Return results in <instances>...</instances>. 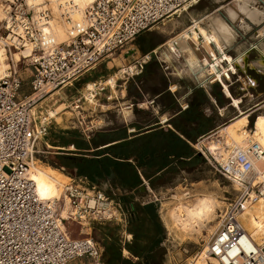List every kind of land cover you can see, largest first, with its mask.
<instances>
[{"label":"built area","instance_id":"1","mask_svg":"<svg viewBox=\"0 0 264 264\" xmlns=\"http://www.w3.org/2000/svg\"><path fill=\"white\" fill-rule=\"evenodd\" d=\"M32 1L39 3L37 10L26 0H3L0 19V47L5 57L29 50V55L17 62L9 58L0 76V264H70L77 258L98 264L101 247L87 236L69 237L63 222H116L121 217L124 221L131 207L121 209L119 200L84 178H76L81 183L74 179L63 183L60 198L39 199L28 172L35 143L45 135L48 120L41 117L35 124L30 108L143 31L201 0H93L81 10L79 22L73 21L68 12L61 14L67 36L62 42L55 41L49 28L51 12L46 0ZM178 40L173 36L164 42L165 50L173 57L180 56ZM199 44H195L196 50ZM25 60L30 91L17 98L22 81L17 63L24 64ZM161 63L165 69V61ZM125 72L132 74L133 70L126 67ZM233 73L234 69L226 66L218 74L213 73L211 80H222L227 85ZM220 145L217 142L218 148L198 150L214 172L237 188V193L221 210L214 231L199 253L212 258L215 264H264L263 234L246 230L242 223L246 207L264 202V150L251 141L233 149L223 150ZM254 162L261 165L256 167ZM58 201L61 207L66 204L65 218L57 212ZM249 221L252 229L263 227L264 220L257 214H252ZM197 257L194 254L189 264H195Z\"/></svg>","mask_w":264,"mask_h":264},{"label":"crops","instance_id":"2","mask_svg":"<svg viewBox=\"0 0 264 264\" xmlns=\"http://www.w3.org/2000/svg\"><path fill=\"white\" fill-rule=\"evenodd\" d=\"M252 5L261 13L259 20L253 22L249 19L252 23L248 22L250 26L245 33L238 27H231L230 39L225 42L220 40L223 42V53L232 60L234 69L232 82L227 85L222 80L220 83L211 80L213 73L207 71L211 54L216 56L217 61L223 60L225 66L230 64L219 55L214 44L205 45L201 38L198 42L187 35L184 40H178L180 56L173 57L165 50V41L147 39L138 42L136 36L134 42L104 56L70 84L44 97L34 108L36 112H46L47 115L51 109L54 112L52 117L59 121L55 123L59 124L60 130L49 138L52 147L58 150L56 153L90 158L93 150L117 144L125 148H142V153L146 152V155L147 150H151L152 160L157 157L154 162H160V157L166 155L170 158L176 155L177 159L184 160L198 155L195 145L200 140L205 143L210 137H220L217 132L227 123L241 117L240 114H243L245 121L240 128L252 136V128L246 129L247 118L258 106L249 111L256 105L252 104L242 112L240 103L242 98L252 94L264 97V4L254 0ZM191 21L182 32L192 25ZM152 29L153 26L143 32L150 35ZM159 32L168 34L162 29ZM197 43H200L198 50L194 47ZM239 58H242L241 63L236 64ZM161 60L165 61V69ZM126 67L133 73L126 74ZM91 84H94L92 91H88ZM225 86L230 97L225 95ZM233 100H239L240 103H234ZM184 104L185 108L182 107ZM66 112L69 114L66 115ZM57 135L66 136L74 143L63 146ZM176 140L181 142L179 147L182 150L175 151L174 148H178ZM158 148H162V151L159 152ZM134 160L132 157L128 159L133 165ZM135 169L137 177L141 179L136 166ZM74 177L84 178L105 195L117 200H123L124 195L131 193L139 184L127 187L116 182L112 175L104 174L93 177L75 174ZM110 241L111 238L105 240L106 243ZM114 242L121 258L128 259L130 264H133L134 259H143L142 255L134 256L126 247L121 248L119 238ZM101 249V263L98 264L104 263L103 245ZM157 249L158 246L147 253L152 256ZM70 264L76 263L72 260ZM77 264L91 263L82 258Z\"/></svg>","mask_w":264,"mask_h":264},{"label":"rangeland","instance_id":"3","mask_svg":"<svg viewBox=\"0 0 264 264\" xmlns=\"http://www.w3.org/2000/svg\"><path fill=\"white\" fill-rule=\"evenodd\" d=\"M89 1L92 0H86V4H89ZM1 4H3V0H0V5ZM253 7L255 8V6ZM226 9L239 12L236 3L232 2V0H224L222 2H216L215 0H201L195 6L187 8V11H181L179 12V15L169 16L162 22L155 24L152 31L150 32V35H147L144 32L140 33L137 36V41L143 42L147 39L148 41H157L161 39L160 41L164 42L173 36L176 38L181 36L182 33L180 32H182V30L190 24V21L192 20L191 18L197 19L201 17L204 18L201 21L202 23H200L207 31L209 29L211 30L212 28L211 20L213 18H218L226 24H230L232 29L238 27L245 33L250 26L248 22H252L243 14H240L239 16L241 21H239V17L238 19H235L236 21H231ZM209 16H211V19L207 18ZM161 29L168 34L159 32ZM151 38H153V40ZM200 40V38L197 39L198 42H200ZM134 41L135 38L130 43ZM6 57L7 59L5 60V63L8 65L7 61L9 58H11V56L7 54ZM27 62L28 61L25 60L24 64L17 63L19 74L22 80L21 86L17 91V98L22 97L30 91L28 78L29 67L26 65ZM42 99H44V97L38 100L35 104L39 103ZM255 103L258 108L250 113L249 117L247 118L248 124L246 129L250 130L252 128L253 132L258 131L261 134H264V97L252 94L250 97L247 96L242 98L240 110L243 112L244 109L250 107L252 104L255 105ZM43 104L42 107H44ZM45 108L47 109V107ZM67 109H69V107ZM49 111L52 110L50 109ZM33 113L35 114V119L33 117L32 118L35 124L38 123L42 116H48L47 119H49L50 122L45 135L40 137L41 139L39 138L35 143V152L33 154L32 160L35 163L44 166L45 168H52L62 176H66L68 179L66 178L64 182L70 181V179H74V182H78V180L74 177V169L70 170L63 166L56 167L57 159L54 156L57 154L56 151L58 150L52 147V143L49 138H52V134H56L55 131L60 130L58 129L59 124L55 123V121L59 122L58 119H55L52 116L49 117L46 112L39 113L35 111ZM65 114L68 115L69 113L66 112ZM240 116L241 117L239 118H242L243 114H240ZM226 119L227 118H224V120ZM231 123H233V121L227 123V125L222 127L220 130H223L226 128V126H228V124L230 125ZM255 125L256 128L254 127ZM242 127L243 126H241V128ZM218 132L217 134H219ZM219 136L226 138L224 134H219ZM211 138L212 137L205 141V143L201 145L199 149L203 150L204 147L208 149V142H212V144L215 146V142L213 143L214 139ZM175 143L178 147L174 148L175 151L182 150V148L179 147L181 146V142L176 140ZM229 145L231 146V144ZM230 146L228 149H233V147ZM158 150L160 152L162 151V148H158ZM147 151V159L143 160L144 162H142L141 158L138 159V162L140 161V163H142L137 165V169L141 175L138 187L131 193L124 195L123 200H119L121 203V209H124V207L128 205L131 207L129 214L124 219V221L121 217V220L116 222L98 220V222L79 224L77 221L66 219L63 222L64 230L71 238H79L84 236L90 237L100 247H102L103 242L108 238L115 240L119 238L120 247L123 248L132 241V233L129 231L128 227L131 218L135 214H138L139 217L142 216L141 213L136 211V206L153 203L155 204L157 218L162 228V238L159 242L157 251L154 252L153 262L155 264H189L193 255L196 253L198 255L201 247L205 246L207 238L214 231L217 225L221 210L226 205V203L236 195L237 188L210 168L197 147V156L192 155L188 159L180 160L176 158V155L171 158L169 156L166 157V155L164 157H160V162H154V159L156 160L157 157H153L152 160V157H150L151 150ZM153 152L156 151L153 150ZM162 165H166V167L163 170L155 172L156 167ZM204 196H210L215 200L216 207L214 209V220L210 222L208 220H203L202 224H198V226L196 225L193 230L187 231L188 233H184L183 236L180 233H175L173 230L167 229L163 218L166 215L171 219L177 204L182 203L184 206H193L199 201V199L204 198ZM45 199L52 200L54 198H52V196H48L45 197ZM57 206V212L60 213L62 209L60 201H58ZM210 230L212 231L210 232ZM126 235H129V238ZM125 237H127L128 240H126ZM81 261L82 258H77L74 260V263L77 264ZM99 263H101V261H99ZM141 263L146 264V261H144V259L138 258L134 259L133 261V264Z\"/></svg>","mask_w":264,"mask_h":264},{"label":"bare ground","instance_id":"4","mask_svg":"<svg viewBox=\"0 0 264 264\" xmlns=\"http://www.w3.org/2000/svg\"><path fill=\"white\" fill-rule=\"evenodd\" d=\"M7 1V0H4ZM93 1V0H92ZM92 1H89L90 3ZM216 2H222L224 0H215ZM260 3L264 0H256ZM27 4L30 6H33L34 10H37L38 2L32 1V0H26ZM232 2L236 3L237 11L233 10H227V14L229 15L231 21H234L235 19H238L240 14L245 15L248 19H250L253 22H257L261 16V13L255 9L252 6V3L254 0H232ZM89 3V4H90ZM46 5L49 7L51 12V17L48 21L49 28L51 29L52 35L56 42H62L67 39L66 36V24L63 21L62 13L68 12L69 17L73 21H81L82 13L81 10L84 6L88 5L86 4V0H46ZM3 5H0V19L3 18ZM227 8V7H225ZM189 10V9H188ZM182 11H187V8H183ZM179 15V13L177 14ZM211 16L207 17L210 18ZM228 17V18H229ZM191 26L186 28L181 36H178L180 41L185 39V36L190 35L192 40H196L198 38H201L205 45L207 44H214L213 46L215 50L219 53L220 56L224 58V61H229V67L233 69L231 66L232 60L227 57L222 50V41L221 39L227 41L230 39L231 36V26L230 24H226L222 20L218 18H213L211 20V30L207 31L202 25L201 21L203 20L201 18H191ZM211 19V18H210ZM236 21V20H235ZM201 22V23H200ZM232 23V22H231ZM242 23V22H241ZM44 30H48V27L45 26ZM1 41V39H0ZM222 42V43H221ZM29 55L28 49H21L17 52L11 53V59L13 62H17L21 59V57H26ZM212 58L211 61H208L207 63V71L210 73L218 74V72L222 69H224L225 64H223V60L217 61V58L214 54H211ZM6 57L3 52V49L0 47V76H2L5 73V69L7 68ZM167 60V59H166ZM242 58L237 59V63H241ZM219 62V63H216ZM204 63V62H203ZM206 63V62H205ZM190 65V64H189ZM190 67V66H189ZM126 80V79H125ZM112 84V81L110 82ZM113 86V85H112ZM92 85L88 86V89L91 88ZM223 87V86H222ZM224 92L227 97H230L228 91L226 90V86L224 87ZM55 91V90H54ZM90 95V94H89ZM234 103H240L239 100L235 101ZM35 104L30 108V113L32 117L35 119V114L33 113L35 111ZM48 115L51 117L54 115L53 112H48ZM245 124V121L243 118H237L231 123L230 125L226 126L223 130H220L219 134H224L226 138L223 137H217L214 139L213 143L208 142V149L213 150L214 148H218L216 146L217 142H220V148L224 150L225 147L229 148V144H231L230 147L238 148L245 146L248 141L256 142L258 143L261 148L264 150V134H261L260 132H254L252 136L250 135L248 131H245L244 129H241L239 127L243 126ZM223 136V135H222ZM41 139V138H40ZM203 141L198 142L196 147L200 148V143ZM204 143V142H203ZM232 149V148H231ZM254 165L256 167H259L261 164L260 162H254ZM29 178L34 182V190L35 194L39 199L46 200L45 197L52 196V198H60V188L64 181L66 180V176H62L59 174L56 170L52 168H45L44 166H41L37 163H35L33 160L30 163V169L28 172ZM68 179V178H67ZM181 199V198H180ZM180 201V200H178ZM246 204L244 205V207ZM216 207L215 200L212 199V197H205L199 199V201L193 205V206H184L182 203L177 204L175 207V210L172 214V218L170 219L168 216L165 215L164 223L168 230H173L175 233H180L182 236L187 231H191L194 229V227L198 224H202L203 220H208L209 222L214 220L215 218V212L214 209ZM59 213V212H58ZM252 214H257L259 217H261L264 220V202L258 201L254 203L250 207H246L244 212L242 213V223L244 228L249 231H251L254 234H264V223L263 227H258L255 229H252L249 218ZM60 217L65 218L66 217V204H64V207H62L60 213ZM83 224V223H82ZM85 224V223H84ZM200 226V225H199ZM261 228V229H260ZM263 228V229H262ZM212 230H210L211 232ZM188 233V232H187ZM180 235V236H181ZM264 237V236H263ZM206 245V244H205ZM196 262L200 263H211L215 264V261L210 258L209 256H205L203 252L198 254Z\"/></svg>","mask_w":264,"mask_h":264},{"label":"trees","instance_id":"5","mask_svg":"<svg viewBox=\"0 0 264 264\" xmlns=\"http://www.w3.org/2000/svg\"><path fill=\"white\" fill-rule=\"evenodd\" d=\"M57 138L63 142V146L74 143L66 136L57 135ZM75 147L83 149L88 148ZM142 152V148H136L134 146L125 148L117 144H112L100 150H93V153H91L92 157L90 158L69 154H55L54 157L57 159L56 167L63 166L70 170L74 169L76 175L83 174L90 177L96 174L112 175L113 179L119 184L132 187L140 182L135 169V166L137 167L140 163L138 159L141 158L142 162L147 159L146 152L144 154ZM131 157L135 159V166L128 161ZM164 167H166V165H162L158 170L156 169L155 172L160 171ZM136 211L141 213L142 216L139 217L138 214H135L131 218L129 231L132 233V241L126 248L134 256L142 255V258L147 264H155L153 262L154 253L152 256L147 253V251L158 246L162 238V228L157 218L155 204L147 203L142 206L137 205ZM114 241L115 239H112V242H103L102 261L105 264H114L118 262L130 264L128 259L121 258L120 250Z\"/></svg>","mask_w":264,"mask_h":264},{"label":"water","instance_id":"6","mask_svg":"<svg viewBox=\"0 0 264 264\" xmlns=\"http://www.w3.org/2000/svg\"><path fill=\"white\" fill-rule=\"evenodd\" d=\"M263 4V2H262ZM257 107V105L253 106L252 108L249 109V111H252L253 109H255Z\"/></svg>","mask_w":264,"mask_h":264}]
</instances>
